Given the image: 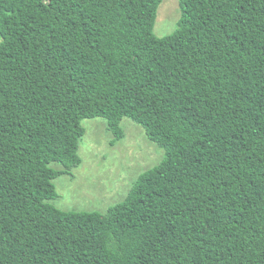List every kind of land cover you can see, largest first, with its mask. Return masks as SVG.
Listing matches in <instances>:
<instances>
[{"label": "trees", "instance_id": "1", "mask_svg": "<svg viewBox=\"0 0 264 264\" xmlns=\"http://www.w3.org/2000/svg\"><path fill=\"white\" fill-rule=\"evenodd\" d=\"M162 2L0 0V264H264V0H180L159 37ZM94 117L165 158L107 213L62 210Z\"/></svg>", "mask_w": 264, "mask_h": 264}, {"label": "rangeland", "instance_id": "2", "mask_svg": "<svg viewBox=\"0 0 264 264\" xmlns=\"http://www.w3.org/2000/svg\"><path fill=\"white\" fill-rule=\"evenodd\" d=\"M181 15L180 0H163L155 34L163 37L173 33ZM121 123L125 135L117 140L106 118L82 120L86 129L79 147L82 162L72 174L56 178L59 196L52 204L66 211L107 213L126 199L143 173L164 160L165 150L148 137L141 124L129 117ZM54 166L61 168L60 164Z\"/></svg>", "mask_w": 264, "mask_h": 264}]
</instances>
